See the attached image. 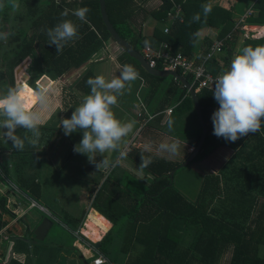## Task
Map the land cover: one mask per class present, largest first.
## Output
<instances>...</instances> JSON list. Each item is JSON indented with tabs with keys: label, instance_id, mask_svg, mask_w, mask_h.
Instances as JSON below:
<instances>
[{
	"label": "trees",
	"instance_id": "16d2710c",
	"mask_svg": "<svg viewBox=\"0 0 264 264\" xmlns=\"http://www.w3.org/2000/svg\"><path fill=\"white\" fill-rule=\"evenodd\" d=\"M160 1L158 8L149 12L142 10L146 13L142 15L134 14L137 8L133 0H104V8L106 17L118 36L138 53L144 46L154 47L165 42L174 52L191 58L192 46L199 29H219L216 40L221 42V47L209 61L210 73L214 75L216 67L219 68L217 58L230 57L235 50V37L240 35L241 28L234 27L238 18H234L233 12L222 5L212 6L211 13L205 17L202 5L208 0ZM238 1L243 2L246 7L241 25H264V0ZM19 3L20 10H24L23 16L28 21L26 28L11 25L12 21L18 23L21 20L19 11L10 17V6L6 5L0 10V32L11 33L7 40H0V96L6 95L9 88L16 89L14 70L26 58H30L31 64L39 67L41 72L44 71L50 80H55L70 69L89 64L91 57L109 40L100 20L97 0H19ZM175 6L180 8L181 16L171 18L165 33L162 32L163 28H160L153 29L148 37L141 35L139 26L147 15L159 24H164L169 20L167 14L172 13ZM81 7L89 9L86 23L71 14L72 10ZM65 9L69 10V14L62 16L61 13ZM196 14L200 15L199 20H193ZM63 20H70L77 25L78 36L69 41L61 52H56L55 46L48 44L46 30ZM210 45L211 43L206 42L201 55L206 53ZM257 46H264V35L243 38L235 56L245 47ZM116 62L120 66L131 65L139 77L143 78L146 85L142 90L143 101L149 97L152 88L156 91L163 87L170 88L172 103L177 104L169 119L176 120L183 114V129H168L183 142V156H160L142 149H133L127 154L128 159L137 166L141 163V157L151 158L152 163L143 170L147 179L139 184V207L143 211V217L138 226L141 235L138 239L142 249L130 252L131 256L127 257L125 264H214L229 249L230 259L227 264H264V121L259 132L250 133L235 142H226L223 138L213 135L211 115L219 107L213 98V89L202 88L195 93L206 134L199 151L187 165L200 161L219 146H224L233 154L223 173L203 177L195 199L190 202L179 195L169 180V172L176 168L173 179L175 173L181 169L179 164L189 155L188 149L196 145L200 134L190 97L172 78L169 82H164V78L146 74L136 61L122 51L116 57ZM156 68H160L158 64ZM24 78L25 75L17 81L16 90L27 110V102L24 101L28 95L26 87L33 93L34 89ZM89 78L92 77L88 72L80 74L79 79L72 84L73 93L81 97L90 93V86L86 83ZM185 80L191 82L188 77H185ZM192 87L195 89L194 85ZM187 114L191 117V126L186 118ZM15 135L24 140L23 150L16 149L10 140L0 136V230L10 219V215L17 214L16 199L28 205L20 194L36 201L39 190L34 182L37 174V158L33 151L35 134L24 128H17ZM8 184L13 185L20 194ZM228 189L241 194L252 192L261 196L262 201L257 203L254 198L244 202L232 201L235 211L242 215L238 216L237 221L227 222L221 216H208L206 209L213 198L221 190L225 193ZM11 198H14V202L6 204L5 201ZM93 200L96 202V198ZM255 206L256 211L253 210ZM90 207L113 227L110 215L101 211L94 203ZM3 213L8 214L7 220L2 218ZM248 215L252 218H246ZM97 223L98 227L104 226L100 217L90 214L86 218L82 234L85 236L84 233ZM108 236L106 234L102 240ZM14 242L25 246L21 239H15ZM22 245L19 244L17 250H24Z\"/></svg>",
	"mask_w": 264,
	"mask_h": 264
},
{
	"label": "crops",
	"instance_id": "0c3cea01",
	"mask_svg": "<svg viewBox=\"0 0 264 264\" xmlns=\"http://www.w3.org/2000/svg\"><path fill=\"white\" fill-rule=\"evenodd\" d=\"M133 3L137 8L134 14L137 15L146 14L145 12L152 11L161 5L160 0H133ZM206 4L211 6L222 5L232 11L233 17L238 18L234 27L245 29L240 30L238 36L242 39L239 42L237 41L238 36L235 37V50L230 57L217 58L219 68L216 67L217 71L214 75H218L229 69L243 38L248 36L256 38L264 35L263 33L257 36L254 32V30L263 29L264 25H241L246 7L243 2L238 0H208L205 2ZM20 15L22 16L19 21L20 25L14 21L11 22V25L26 28L28 21L23 14ZM9 16L12 17L10 14ZM179 16H181V10ZM169 22L159 24L147 15L141 22V28L145 29L146 33L143 35L141 33V35L148 37L153 29L159 30L168 25ZM218 32L219 29L213 28L203 27L199 29L192 46L193 56L201 55L206 42L212 43L216 40ZM119 54L120 50L109 40L104 43L100 51L91 57L89 64L82 65L77 69H70L55 80H50L44 71L39 70V67L31 66V59L27 58L28 63L22 69V75H25L26 83L30 81V77L36 82L34 85L32 84L34 93L26 87L28 95L26 99L24 98V101L27 102V110L33 112L35 110L40 120L38 126L40 134L39 136L35 135L36 143L33 148L37 158L35 166L37 174L34 182L39 190L36 201H33L20 194L13 185L8 184L10 188L21 195V198L28 205L16 199L17 214L10 215L9 220H7L9 218L8 214H2V218L7 220L5 226L1 229L2 235L0 237V258L2 262L6 260V253L9 251V249H6L5 244L13 246L12 259L9 264H90L92 257L97 255L104 258L105 264H125L127 257L131 256L130 252L142 249V244L138 239L141 238L138 226L142 220L143 211L139 207L138 193L139 184L144 183L147 176L144 174L145 179H139L138 166L128 159L127 154L130 150L142 149L155 155L174 156L161 151L159 145L175 142L179 145L175 155L183 156V142L168 131L169 128L183 129V114L176 120L169 119L177 104L172 103V97L169 94L170 88L163 87L157 89V91L152 88L149 97L143 101L141 98L143 95L142 90L146 86L143 78L138 77V79L130 82L123 94L118 96L117 106H114L112 110L115 117L122 123H131L133 125L132 130L122 139L117 150L96 153L93 162H90L86 155L73 151L74 145L82 139V132L77 131L65 136L62 125H60L62 119L70 118L75 108L90 94L81 97L73 93L72 84L79 79L80 74L88 72L92 78L102 75L106 80L118 78L121 66L116 62V57ZM210 66L208 65L209 70ZM27 84L29 85V83ZM136 112H141L142 118H137L135 116ZM186 118L191 126L190 115L187 114ZM142 121L143 123L146 122L144 126H142ZM76 140L78 141L76 142ZM121 153H126V156L122 157ZM232 154L233 152L224 146H219L210 151L200 161L192 163V166L198 169L199 183L201 184L203 177L208 174L215 176L219 175L220 172L223 173ZM10 167L9 165L8 168L10 169ZM62 180L65 181L61 183ZM48 181H50V184H48ZM67 181L75 186V194H73L76 203H74L73 213L65 207L64 204L67 201L60 202L53 196L46 201L44 197L46 187H55L54 189H58L57 193L58 191L63 192V188L67 186ZM65 194L62 193L59 198H63ZM95 198L96 202H93ZM251 198H254L257 203L262 201L261 196L254 195L252 192L241 194L228 189L224 193L221 190L213 198L211 204L208 205L206 213L208 216L210 214L218 218L221 216L227 222L237 221L238 216L242 215L239 211H235V205L231 202H244V200H250ZM29 200L38 207L29 208ZM39 201L42 206L38 204ZM5 202L6 204L14 202V198L7 199ZM92 203L96 204L101 211L110 215L113 220V227L109 221L90 207ZM221 203H225V206L223 207ZM105 208L109 209L110 212L106 211ZM212 211L214 213H211ZM57 214H61L64 218L61 224L64 233H67L69 237V243L64 244V241L52 239L45 245L37 243L35 247V243L34 248L29 250L21 243L14 242L15 239L22 240L26 237L25 226H32L42 216L48 217L53 224V222H57ZM90 214L100 217L104 221V226L98 227L99 224L97 223L89 228L84 236L82 234L83 226ZM246 218L250 219L252 217L248 215ZM106 234L109 235L108 238L102 240ZM19 244L23 246L24 250H17ZM48 251L51 252V255L48 254ZM226 255H228L227 258ZM229 259L230 249L224 253V257L222 255L214 264H227Z\"/></svg>",
	"mask_w": 264,
	"mask_h": 264
},
{
	"label": "clouds",
	"instance_id": "9594fccd",
	"mask_svg": "<svg viewBox=\"0 0 264 264\" xmlns=\"http://www.w3.org/2000/svg\"><path fill=\"white\" fill-rule=\"evenodd\" d=\"M6 5L13 11L20 9L19 0H0V10ZM202 10L206 17L211 13L212 6L202 5ZM88 12L87 7H81L72 10L71 14L86 23ZM68 14V9L61 13L62 16ZM199 19V14L193 16V20ZM46 32L48 44L54 45L56 52H61L69 41L78 36L77 25L70 20H63ZM9 35L11 33L0 32V40H7ZM138 77V72L131 65L125 64L121 66L118 78L106 80L98 75L86 81L90 86V94L75 108L71 117L62 119L60 124L65 136L82 132V139L73 147L74 152L86 155L93 162L96 153L118 149L133 125L122 123L112 109L117 106L118 96ZM213 98L219 104L211 115L213 135L217 138L235 142L261 130L264 121V46L245 47L232 59L229 69L214 82ZM0 116L4 117L0 121V136L10 140L18 150H23L24 140L15 135L17 128L32 131L36 136L40 134L38 115L24 108L14 88H9L6 95L0 96ZM178 148L175 142L159 145V149L169 155H175ZM121 156H126V153H121ZM151 163V158L141 157L138 166L140 180L145 179L143 170Z\"/></svg>",
	"mask_w": 264,
	"mask_h": 264
},
{
	"label": "water",
	"instance_id": "95a60500",
	"mask_svg": "<svg viewBox=\"0 0 264 264\" xmlns=\"http://www.w3.org/2000/svg\"><path fill=\"white\" fill-rule=\"evenodd\" d=\"M97 2H98L100 20H101L105 30L107 31V33L109 35V40L120 51L124 52L129 58L136 61L138 63V65L140 66V68L146 74H148L150 76L158 77V78H166V77L172 78L175 82H177L182 88H184L186 90L188 96L190 97V100L192 102V109L194 111L196 120L199 124L200 134H199L196 145L190 150L189 155L185 158V160L183 162H181L179 164L178 167L182 168V167L186 166L192 160V158L196 155V153L199 151V149H200V147L204 141L205 134H206L205 124L202 120L200 107L198 105L197 97L195 95L196 92L193 90L191 84H189L185 80V78L181 77L176 72L168 71V70L161 71L158 69L149 68L147 66L146 62L141 57V55L137 51L130 48V46L125 41H123L118 36V34L115 32V30L112 28L111 24L109 23V21L106 17L105 8H104V0H97ZM26 63H27V58L25 60H23L15 68L14 73L18 74V72H20V70L24 68ZM41 80H43V78H41ZM46 81L47 80H45V82ZM17 87H18V84L16 85V89H17ZM175 170H176V168L169 172L170 182L172 181V176H173ZM51 227H52V222L50 219H48V217H43V216L40 217L39 220L37 222H35V224H33L32 226H25L26 237H24L22 239L23 243L25 244V246L29 250L34 248L35 243H41L46 237L52 236ZM5 247H6V249H9V251H7V253H6L7 258L4 262L0 261V264H9V262L12 259L13 246L11 244H8V245L5 244Z\"/></svg>",
	"mask_w": 264,
	"mask_h": 264
},
{
	"label": "built area",
	"instance_id": "2783aa9c",
	"mask_svg": "<svg viewBox=\"0 0 264 264\" xmlns=\"http://www.w3.org/2000/svg\"><path fill=\"white\" fill-rule=\"evenodd\" d=\"M249 12V11H248ZM247 12V13H248ZM180 15V8L178 6L173 7L172 13H168V21L172 17H177ZM167 30V25L162 29V32L165 33ZM221 42L214 40L209 46L208 50L204 55H196L191 58H186L179 52H174L165 42H161L158 45L144 46L139 54L146 62L149 68L157 69L156 65L158 64L161 71H174L179 74L181 77H188L190 79L191 86H195L193 89L197 92L199 89L212 90L216 78L220 75H213L209 70V61L215 53L220 49ZM193 88V87H192ZM135 116L137 118H142L141 112H136ZM143 123V121H142ZM146 122L142 124L144 126ZM30 201V200H29ZM38 207L34 202L30 201L29 208ZM2 232L0 230V237ZM90 264H105L104 258L97 255L92 257Z\"/></svg>",
	"mask_w": 264,
	"mask_h": 264
},
{
	"label": "rangeland",
	"instance_id": "374dc122",
	"mask_svg": "<svg viewBox=\"0 0 264 264\" xmlns=\"http://www.w3.org/2000/svg\"><path fill=\"white\" fill-rule=\"evenodd\" d=\"M18 11H19V14H24V10L21 9V11H20V9H19ZM18 11H13L12 10V11L9 12V14L13 16V15L18 14ZM18 25H20V22H18ZM139 28H140V32L142 33V35L146 33L144 31L145 29L143 30L141 28V24H140ZM239 29L240 30H245L243 27H241ZM241 39L242 38H239V36L237 37V41L238 42ZM27 63H28V60H27ZM31 65L33 66L34 64H31ZM21 77L23 78L22 69L20 70V72H18V74H15L14 73L15 86L17 85V81L20 80ZM164 79H165L164 82H169L171 80V78H169V77L164 78ZM29 80L30 81H28L27 83H29L30 87H32V84L34 85L36 81L34 79H32V77H30ZM33 89H34V87H33ZM34 112H35V110H34ZM0 119H4V117L0 116ZM77 141L78 140H76V142ZM35 156H36V154H35ZM199 179H200V176L198 174V169L194 168L192 166V164H190V165H187L185 168L183 167V168L179 169L175 173V175H174V177L172 179V183H173L174 188L177 190V192L179 193V195L181 197H184L188 201H193L195 199L197 193H198L197 191L199 190V184H200L199 183ZM64 181L65 180H62L61 183L64 182ZM48 184H50V181H48ZM66 184H67V186L65 188H63L64 191L63 192L58 191V193H57V190L58 189H54L55 187L54 188H52V187H46L45 190H44V197H45L46 201H48L47 199H49V197L51 198L52 196L55 197L60 202H66L67 201L66 204H64V205H65L66 208H68L69 210H71L72 213H73L74 207H75V204L74 203H76L75 202V199H74V194H75L74 193V189H75V186H74L73 183H70L68 181L66 182ZM62 193H66V194L64 195L63 198H59V196H61ZM38 204L41 205V202L39 201ZM221 204H223V207L225 206L224 205L225 203H221ZM256 208H257V206H255V208L253 210L256 211ZM105 210L106 211H109V209H107V208H105ZM57 215H58L57 216V219H56L57 222L56 221L53 222L52 227H51L52 236L47 237L43 242H41L44 245L45 244H48L49 243V240H52V239L53 240L59 239L61 242L64 241V244L70 242L67 233L65 234L64 231H63V228H62V224L61 223H62V221H64L63 220L64 218L62 217L61 214H57ZM38 244H40V243H38ZM0 246H1V244H0ZM36 246H37V243H36L35 247ZM48 254L51 255V252L48 251ZM223 257H224V255H223ZM227 257H228V255H226V258ZM0 261H2L1 258H0Z\"/></svg>",
	"mask_w": 264,
	"mask_h": 264
},
{
	"label": "bare ground",
	"instance_id": "6f19581e",
	"mask_svg": "<svg viewBox=\"0 0 264 264\" xmlns=\"http://www.w3.org/2000/svg\"><path fill=\"white\" fill-rule=\"evenodd\" d=\"M254 32H255V35L257 34V36H259V35L264 33V28L263 29H258L257 31L254 30Z\"/></svg>",
	"mask_w": 264,
	"mask_h": 264
}]
</instances>
